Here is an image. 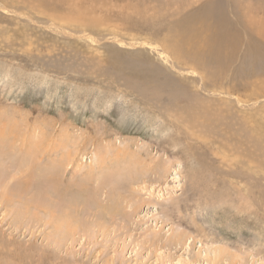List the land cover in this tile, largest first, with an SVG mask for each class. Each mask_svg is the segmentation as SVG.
I'll return each instance as SVG.
<instances>
[{"label": "rangeland", "instance_id": "obj_1", "mask_svg": "<svg viewBox=\"0 0 264 264\" xmlns=\"http://www.w3.org/2000/svg\"><path fill=\"white\" fill-rule=\"evenodd\" d=\"M0 264H264V0H0Z\"/></svg>", "mask_w": 264, "mask_h": 264}]
</instances>
